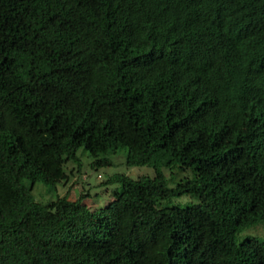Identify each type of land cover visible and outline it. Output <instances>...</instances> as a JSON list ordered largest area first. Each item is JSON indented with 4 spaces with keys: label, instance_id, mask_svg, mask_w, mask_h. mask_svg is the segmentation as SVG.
I'll return each instance as SVG.
<instances>
[{
    "label": "trees",
    "instance_id": "trees-1",
    "mask_svg": "<svg viewBox=\"0 0 264 264\" xmlns=\"http://www.w3.org/2000/svg\"><path fill=\"white\" fill-rule=\"evenodd\" d=\"M81 148L155 175L38 201ZM260 223L264 0H0V264H264Z\"/></svg>",
    "mask_w": 264,
    "mask_h": 264
},
{
    "label": "rangeland",
    "instance_id": "rangeland-1",
    "mask_svg": "<svg viewBox=\"0 0 264 264\" xmlns=\"http://www.w3.org/2000/svg\"><path fill=\"white\" fill-rule=\"evenodd\" d=\"M78 156L81 159V164L69 161L65 164V171L67 178L56 184L48 185L44 183H37L32 191L33 195L38 201L43 203L50 202L56 198L57 195L63 196L68 194L71 199H77L81 195H88L84 202L92 208H100L107 205L114 199V193L120 190V185L109 184L104 185V181L108 180L115 173H126L133 178H138L142 175L154 176L155 171L149 166H128L126 163V150L120 149L117 152H110L109 158L112 160V165L102 166L98 169L92 168L91 162L93 157L85 149L81 148L78 151ZM164 173L168 180V186H175L176 183L188 177L189 173L184 172L174 166L164 168ZM188 202H197L195 198L188 195L176 196L171 200L165 202V205H185ZM264 224L260 223L244 230L239 236L241 241L247 235H257L264 238Z\"/></svg>",
    "mask_w": 264,
    "mask_h": 264
}]
</instances>
